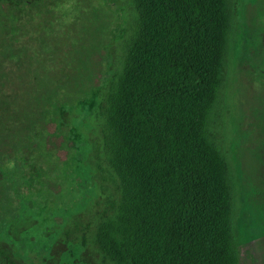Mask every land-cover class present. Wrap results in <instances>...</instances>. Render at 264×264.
I'll use <instances>...</instances> for the list:
<instances>
[{
  "label": "trees",
  "instance_id": "16d2710c",
  "mask_svg": "<svg viewBox=\"0 0 264 264\" xmlns=\"http://www.w3.org/2000/svg\"><path fill=\"white\" fill-rule=\"evenodd\" d=\"M58 1L0 0V264H238L237 181L215 130L234 1L195 0L200 21L188 0L116 1L127 31L103 68L94 46L45 49ZM35 60L51 85L19 84ZM47 209L40 248L21 247Z\"/></svg>",
  "mask_w": 264,
  "mask_h": 264
},
{
  "label": "rangeland",
  "instance_id": "374dc122",
  "mask_svg": "<svg viewBox=\"0 0 264 264\" xmlns=\"http://www.w3.org/2000/svg\"><path fill=\"white\" fill-rule=\"evenodd\" d=\"M85 1L59 0L58 6L47 15L51 21L49 28L41 29L38 33L48 40L45 49L70 47L84 52L86 47L100 48L99 51H92L91 60L98 61L100 68H103L108 64L111 48L113 53L120 54V48L114 43L126 33L127 19L121 7L114 5L118 0ZM233 1L234 18L228 29L226 46L225 85L217 107L215 130L219 133V143L229 158L237 181L238 264H264V0ZM188 5L200 21L202 16L197 2L188 0ZM84 6L88 9L98 6L97 17H94L93 10L88 11ZM22 7L27 8L25 5ZM57 16H60L58 20ZM34 37L33 51L36 56L41 36ZM200 44L199 47L203 46L202 41ZM69 56L70 53L66 57ZM60 60L64 61L62 58ZM51 61L54 63V59ZM42 63L35 60L30 72L27 68L20 69L17 73L21 77L19 84L28 80L30 73L36 75V80L42 85L48 84L49 80L40 73L42 66H45ZM57 74L53 72L49 79L57 78ZM13 81L17 83V79ZM18 95L22 98L34 96L35 93L19 90ZM94 95L95 91H92L82 103L91 106ZM70 134L80 139L77 130L72 129ZM65 154V151L60 152L62 157ZM62 191L59 209L69 200L66 190ZM3 208L1 203L0 210ZM10 208H14L13 204ZM32 210L37 212L36 207ZM47 211L49 209L29 229L25 240L20 243L21 247L31 252L40 248V231L51 224Z\"/></svg>",
  "mask_w": 264,
  "mask_h": 264
},
{
  "label": "water",
  "instance_id": "95a60500",
  "mask_svg": "<svg viewBox=\"0 0 264 264\" xmlns=\"http://www.w3.org/2000/svg\"><path fill=\"white\" fill-rule=\"evenodd\" d=\"M19 1H24V2H26V3H32V2H34L35 0H19Z\"/></svg>",
  "mask_w": 264,
  "mask_h": 264
}]
</instances>
